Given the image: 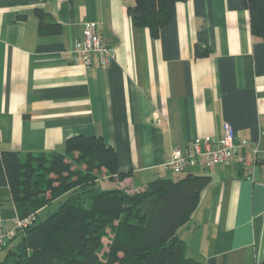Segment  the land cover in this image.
<instances>
[{
	"label": "crops",
	"instance_id": "0c3cea01",
	"mask_svg": "<svg viewBox=\"0 0 264 264\" xmlns=\"http://www.w3.org/2000/svg\"><path fill=\"white\" fill-rule=\"evenodd\" d=\"M133 3L0 0V221L18 216L3 150L63 152L69 137L101 135L130 172L104 179L136 192L174 173L162 165L176 146L219 137L230 122L259 146V162L189 168L211 180L178 232L204 264H264V40L252 33L247 0L178 2L156 37L134 24ZM37 9L61 29L41 32ZM87 21L116 47L105 67L72 60Z\"/></svg>",
	"mask_w": 264,
	"mask_h": 264
},
{
	"label": "trees",
	"instance_id": "16d2710c",
	"mask_svg": "<svg viewBox=\"0 0 264 264\" xmlns=\"http://www.w3.org/2000/svg\"><path fill=\"white\" fill-rule=\"evenodd\" d=\"M181 1L187 0H134L128 10L135 25L156 37ZM247 3L252 33L264 40V0ZM36 13L41 32L61 29L50 12ZM208 52L197 47L199 55ZM2 160L18 216L29 221L0 248H8L0 264H204L186 254L178 231L192 219L210 175L157 177L136 192L95 190L101 178L130 173L119 170L115 148L96 134L69 137L63 152L3 150Z\"/></svg>",
	"mask_w": 264,
	"mask_h": 264
},
{
	"label": "built area",
	"instance_id": "2783aa9c",
	"mask_svg": "<svg viewBox=\"0 0 264 264\" xmlns=\"http://www.w3.org/2000/svg\"><path fill=\"white\" fill-rule=\"evenodd\" d=\"M72 60L85 66H107L117 55L116 47L108 43L99 31L97 21L84 23L82 36L75 40L72 50ZM233 158L241 165L255 167L260 159V148L249 139L239 138L230 122H224L223 132L219 137L198 138L181 147L176 146L170 159L163 163V169L174 173L187 171L198 165H218L229 163ZM29 219L17 216L14 225L10 226L0 221V248L19 229L28 224Z\"/></svg>",
	"mask_w": 264,
	"mask_h": 264
},
{
	"label": "rangeland",
	"instance_id": "374dc122",
	"mask_svg": "<svg viewBox=\"0 0 264 264\" xmlns=\"http://www.w3.org/2000/svg\"><path fill=\"white\" fill-rule=\"evenodd\" d=\"M186 173H187V171L181 172V173H175V174L174 173H168V176L171 177V178H179L181 176H184ZM117 186H118L117 182L114 183V182H111L109 179L105 180L104 178H101L96 183V185L94 186V189L95 190H104V189L116 188ZM64 197H62L61 199L56 200L47 210L43 211L41 213L40 218H45L49 212H52V211L56 210L59 207V205H60V203H61V201L63 200ZM17 240H18V238L16 239L15 242H17ZM103 241H104V249H103V251H106L107 248H108L107 244L110 241V239L107 236V237L103 238ZM7 252H8V248L7 249L6 248L2 249L0 251V259H3Z\"/></svg>",
	"mask_w": 264,
	"mask_h": 264
}]
</instances>
